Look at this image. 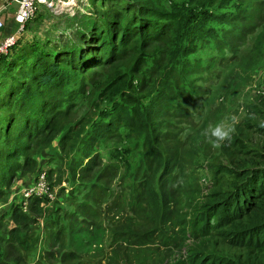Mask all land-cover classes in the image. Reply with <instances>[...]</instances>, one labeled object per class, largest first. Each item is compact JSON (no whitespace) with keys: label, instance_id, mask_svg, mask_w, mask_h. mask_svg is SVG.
I'll return each instance as SVG.
<instances>
[{"label":"trees","instance_id":"trees-1","mask_svg":"<svg viewBox=\"0 0 264 264\" xmlns=\"http://www.w3.org/2000/svg\"><path fill=\"white\" fill-rule=\"evenodd\" d=\"M87 1L91 12L62 34L23 40L34 17L0 56V201L16 174L32 167L33 152L47 150L55 165L48 179L56 174L86 201L109 191L108 177L118 179L126 215L111 244L118 235L122 242L103 264H264V141L237 129L221 150L225 164L187 157L197 152V130L187 124L196 81H214L213 103L226 71L238 66L226 56L235 54L231 42L264 26L255 11L264 0ZM217 45L226 51L215 56ZM256 51L243 75L260 63ZM257 102L243 125L264 137V100ZM201 177L214 183L207 194ZM42 200L29 198L33 207ZM9 213L0 235L35 260L31 219L19 204ZM73 257L65 251L55 264H82Z\"/></svg>","mask_w":264,"mask_h":264},{"label":"rangeland","instance_id":"rangeland-1","mask_svg":"<svg viewBox=\"0 0 264 264\" xmlns=\"http://www.w3.org/2000/svg\"><path fill=\"white\" fill-rule=\"evenodd\" d=\"M51 7L40 6L35 17V20L29 23V30H25L21 34L22 39L28 40L32 37L44 38L46 34L58 36L62 34V30L66 29L71 19L89 14L91 7L87 0H47ZM258 22L264 24V6L255 10ZM34 19V18H33ZM37 19V21H36ZM264 26L259 25L258 29L252 35L247 37L244 43L231 42L233 53H226L230 56L229 60H233L237 67H234L230 72L224 89L220 90L213 101L210 103V94L214 86L212 79L209 81H199L200 92L195 97H190L187 100L189 108V121L187 122L190 128L197 130L194 135L197 136V147L194 149L195 153H190L188 158H195L200 164H204L213 159L216 164H225V156L222 155L221 150L228 147V141L222 142L221 147L214 148L209 140V137L203 133L209 126H215L218 123L234 126L235 131L241 129L243 136L250 140H263L264 137H258L252 134L250 128H244L243 121L248 118L249 106L257 104V99L262 97L264 100ZM256 48H260L257 56L260 62L250 74L243 75L241 69L248 62H253ZM219 45L216 46L215 53L217 56L220 52H225ZM258 52V51H256ZM213 53H205V56H212ZM201 56V60H203ZM239 62V63H238ZM230 63V62H229ZM216 83L220 80V72L214 74ZM264 110V102L260 104ZM233 132L234 135L236 132ZM193 133V132H192ZM176 139V138H175ZM174 139V140H175ZM256 143V142H255ZM186 150V149H185ZM184 150V151H185ZM32 162L26 167L24 173H17L11 184L5 188V196L0 201V218H3L5 225H11L10 211L13 204L22 205L25 215H27L31 222L29 223V230L34 231L32 235V244L35 245L34 257L28 262V253L21 252L13 244V237H8V241L4 242V236L0 235V252L5 255V262L3 264H55L60 254L67 251L76 255L74 263L81 261L82 264H99L108 256L109 250L113 246H118L120 236L115 237V244L112 243L114 227H121L124 223L123 217L126 212L120 210L119 206L123 203L119 193L122 191L116 188L118 179H114L112 183L111 178L108 177L106 184L102 183L104 187L109 186V191L96 190L93 193L95 201L89 202L87 196L81 193H73L75 189L66 181L61 180L57 183V175L54 174L52 179H48V172L55 165L49 164V152L47 150L33 152ZM122 170V168H120ZM46 174V176H45ZM44 176L46 193L45 200L39 206L33 207L29 198H24V192L33 188L37 183L38 176ZM193 180L195 172L186 174V179ZM202 178V177H201ZM198 179V186L202 194H207L214 186L212 180ZM39 179V178H38ZM78 182V181H77ZM110 192H113V197L110 198ZM84 200V201H83ZM137 213L135 216L140 221ZM130 211L127 212L129 214ZM118 220L117 222L116 219ZM114 219V221H111ZM2 221V222H3ZM7 238V237H5ZM6 244L9 245L6 249ZM112 245V246H111ZM23 258V259H21ZM17 260V263L12 262ZM28 262V263H27Z\"/></svg>","mask_w":264,"mask_h":264},{"label":"built area","instance_id":"built-area-1","mask_svg":"<svg viewBox=\"0 0 264 264\" xmlns=\"http://www.w3.org/2000/svg\"><path fill=\"white\" fill-rule=\"evenodd\" d=\"M18 6V9L14 15V20L18 24L17 34L5 38L0 43V56L7 54V52L14 46L16 43L17 37L24 31V27L27 22L32 20L38 11V7L47 6L51 7L50 3H47V0H11ZM2 28V22L0 21V29ZM33 188L27 189L23 197L28 198L31 196H44L46 187H45V178L40 176L37 183L34 184Z\"/></svg>","mask_w":264,"mask_h":264},{"label":"crops","instance_id":"crops-1","mask_svg":"<svg viewBox=\"0 0 264 264\" xmlns=\"http://www.w3.org/2000/svg\"><path fill=\"white\" fill-rule=\"evenodd\" d=\"M18 6L11 0H0V43L7 37L17 34L18 24L14 20V15Z\"/></svg>","mask_w":264,"mask_h":264},{"label":"clouds","instance_id":"clouds-1","mask_svg":"<svg viewBox=\"0 0 264 264\" xmlns=\"http://www.w3.org/2000/svg\"><path fill=\"white\" fill-rule=\"evenodd\" d=\"M261 126L264 127V125ZM234 131V126L221 122L215 126L210 125L203 134L209 137V140L214 148H219L221 147L222 142L231 140V135Z\"/></svg>","mask_w":264,"mask_h":264}]
</instances>
